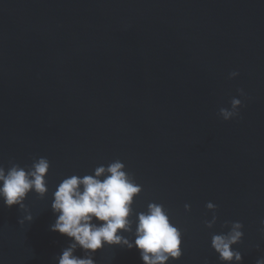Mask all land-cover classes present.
Instances as JSON below:
<instances>
[{
  "label": "water",
  "instance_id": "1",
  "mask_svg": "<svg viewBox=\"0 0 264 264\" xmlns=\"http://www.w3.org/2000/svg\"><path fill=\"white\" fill-rule=\"evenodd\" d=\"M233 98L238 116L224 121L219 109ZM39 157L50 163L48 191L27 194L32 221L19 224L26 213L0 200V264H57L71 240L50 231L54 191L117 159L142 188L132 233L135 214L152 202L181 232L182 254L167 264H222L211 237L237 221L243 235L233 250L241 264H256L264 256V0H0V166L27 169ZM93 259L143 264L136 248L120 246Z\"/></svg>",
  "mask_w": 264,
  "mask_h": 264
},
{
  "label": "clouds",
  "instance_id": "2",
  "mask_svg": "<svg viewBox=\"0 0 264 264\" xmlns=\"http://www.w3.org/2000/svg\"><path fill=\"white\" fill-rule=\"evenodd\" d=\"M237 75L232 72L229 79ZM238 93L243 95L242 90ZM240 107L241 100L233 98L230 109L220 108L218 116L228 121L238 116ZM49 168L45 157L34 158L27 169L15 163L7 170L0 166V200L5 207L15 205L26 213L18 220L19 224L30 223L33 219L24 204L27 194L34 192L40 198L46 195L45 177ZM141 190V185L125 171V165L118 159L107 166L96 167L93 174L64 178L52 195L50 206L56 220L50 231L66 236L71 243L62 250L57 264H95L93 256L104 246L136 248L143 264H167L169 260H178L182 254L181 232L170 222L162 204L149 203L146 211L136 213L132 233L133 200ZM215 207L212 202L206 204V209L213 212L212 219L205 221L206 228L211 229L216 223ZM184 210L189 211L188 204L184 205ZM222 227L229 231L212 235L210 247L222 264H241V253L232 246L242 239V223L225 222ZM260 231L264 234V219L260 220ZM125 233H132L134 239L130 240ZM77 248L85 255L76 256ZM256 264H264V256L257 259Z\"/></svg>",
  "mask_w": 264,
  "mask_h": 264
}]
</instances>
